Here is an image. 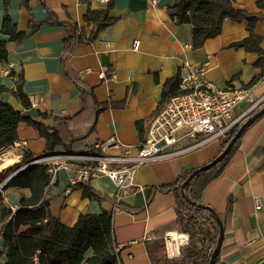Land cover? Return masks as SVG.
<instances>
[{
    "label": "crops",
    "instance_id": "crops-1",
    "mask_svg": "<svg viewBox=\"0 0 264 264\" xmlns=\"http://www.w3.org/2000/svg\"><path fill=\"white\" fill-rule=\"evenodd\" d=\"M175 1L157 0V4H152V0H112L111 15L115 22L103 29L94 42L76 44L69 61L73 77L94 86V97L99 103L119 104L100 112L94 130L86 138L88 143L116 136L121 143L110 152L121 154L124 145L143 141L162 99L165 82L177 74L184 77L191 69H202L205 79L218 87L244 86L252 88L255 97L264 96V76L256 78L262 71L257 65L262 55L232 46L249 36L248 21L225 19L220 35L194 48L192 25L179 24L168 14ZM258 2L237 0L236 6L249 14H264ZM28 3L29 8L24 6V0H10L6 7L0 0V28L4 16L9 14L18 29L28 33L22 43L9 42L6 47L9 61L16 64L15 71L24 74V92L32 107L25 111L8 94L0 98L47 125H52L56 117H74L85 109L81 116L84 130H80L86 133L99 107L92 96L86 99L81 96L77 83L64 69L62 56L67 29L63 25L42 24L32 30L29 21L45 20L53 13L60 21L71 18L90 33L91 28L84 21L88 7L106 8L108 4L101 5L97 0H28ZM255 33L262 37L264 50V18L256 23ZM8 38L0 32V44ZM137 39L140 46L136 50ZM0 82L8 88L13 86L12 79L6 76L0 75ZM247 106V102H242L235 115ZM18 132V140L28 142L27 152L34 155L44 152L46 141L33 127L21 123ZM63 149L57 147V151ZM220 153L218 140L181 156L145 164L134 178L141 188L123 192L119 198L110 177L93 178L92 188L106 197L101 202L84 198L83 189L70 187L74 172L61 170L48 189L47 198L52 214L67 226H73L82 213L112 212L121 264H204V260L183 259L181 250L190 243V235L179 231V215L184 210L178 205L176 193L164 188L175 183L184 172L204 166ZM22 155L20 150H7L0 160V169L19 162ZM213 188L216 190L211 194ZM29 193L26 189L5 188L3 201L12 209L18 208L23 195ZM229 194L233 195V218L217 264H264V115L246 130L239 148L221 177L209 185L203 201L224 209ZM258 199L263 203L259 209ZM173 232L179 238L171 243ZM162 242L165 248L159 249ZM6 261L7 253L0 240V263Z\"/></svg>",
    "mask_w": 264,
    "mask_h": 264
},
{
    "label": "trees",
    "instance_id": "trees-1",
    "mask_svg": "<svg viewBox=\"0 0 264 264\" xmlns=\"http://www.w3.org/2000/svg\"><path fill=\"white\" fill-rule=\"evenodd\" d=\"M3 1L6 7L10 5V0ZM236 1L176 0L174 5L169 7L168 14L179 24L192 25L194 48H200L208 39L220 35L225 19L229 18L238 22L247 20L249 36L232 46L262 55L263 58L257 63L262 69L256 77L258 79L264 76V50L262 48L263 39L255 33V26L260 19L264 18V14H249L238 8ZM24 6L29 8L28 0H24ZM258 6L264 9V0H259ZM112 7V1L106 8L88 7L84 21L91 28L90 33L85 26L70 20L71 18L67 21H60L53 13H50L45 20L30 19L29 21V27L32 30L38 29L42 24L63 25L67 29L68 35L64 40L62 56L64 69L77 83L81 96L84 99L92 96L99 109L95 111L93 123L87 127L86 133H83L80 128L83 129L81 116L85 114V109L74 117H56L52 125H47L26 112L16 109L4 98H0V152L18 139L21 123L33 127L46 141L43 153L34 155L25 150L19 162L0 169V184L19 170L7 183L6 188L26 189L30 192L27 196L23 195L21 205L15 212L4 203L3 195L0 193V240L3 241L4 250L7 253V261L0 264H121L115 242L112 212L104 210L100 213H82L73 226H67L52 214L50 199L47 198L51 180L48 164L37 163L23 168L38 158L58 152L57 147L59 146L74 153L98 152L94 144L88 143L86 138L94 130L95 121L100 112L109 107L119 106V104L99 103L94 97V86L73 77L69 61L76 44L94 42L103 29L115 22L116 19L111 15ZM0 32L9 37L0 44V65L7 67L8 65L4 66L10 62L7 44L9 42L22 43L28 33L19 30L9 14L4 16ZM11 75L18 76V79L12 80L11 88L0 82V96L11 95L26 111L32 107V101L24 92V74L16 72L14 67ZM182 78L181 74H177L165 82L162 99L156 113L172 97L185 93L180 87ZM263 106L264 103L261 107ZM251 115L241 120L226 138L220 140L221 152ZM138 125L142 132L141 124L138 123ZM241 139L242 137L238 139L230 153L220 163L194 176L184 190L182 189L184 182L195 169L184 172L175 183L164 188L176 193L178 205L184 210L179 215V231L190 235V243L181 250L183 259L192 262L204 260V264L209 263L220 230L214 213L208 208L199 207L198 204H205L204 193L214 180L221 177L229 160L239 148ZM70 187L83 189L84 198L99 202L106 199L103 194L92 188L90 182ZM226 201L224 209L211 206L222 220L225 232L230 228L233 218V195L229 194ZM206 240L211 245L209 250L205 245ZM158 248L164 249L165 244L163 242L161 245L158 244ZM219 258L220 254L216 259V264Z\"/></svg>",
    "mask_w": 264,
    "mask_h": 264
},
{
    "label": "built area",
    "instance_id": "built-area-1",
    "mask_svg": "<svg viewBox=\"0 0 264 264\" xmlns=\"http://www.w3.org/2000/svg\"><path fill=\"white\" fill-rule=\"evenodd\" d=\"M97 1L101 5H107L112 0ZM152 4H157V0H152ZM139 46L140 40L137 39L134 49L137 50ZM15 65L14 61H10L7 67L0 65V75L17 80L18 76L11 75ZM101 77L105 78V73ZM180 87L185 93L172 97L152 117L147 137L138 144L124 145L123 153L110 152L112 147L121 143L116 136H112L94 144L98 149L97 153H74L63 149L38 158L23 168L37 163L48 164L51 173L49 188L55 184L61 170L74 172L70 186L88 183L93 178L106 175L115 182L116 197L119 198L123 192L130 193L141 188L135 184L134 178L139 168L145 164L181 156L226 138L241 120L255 113L264 103V96L255 97L252 88L231 84L218 87L205 79L202 69H191L182 78ZM242 102L248 103L247 108L235 115ZM27 147L26 140L17 139L1 150L0 160L11 148L24 152ZM262 206L261 199H258L256 207L259 209ZM13 210L15 212L17 208ZM165 239L168 242V238ZM169 255L172 257L174 253Z\"/></svg>",
    "mask_w": 264,
    "mask_h": 264
},
{
    "label": "water",
    "instance_id": "water-1",
    "mask_svg": "<svg viewBox=\"0 0 264 264\" xmlns=\"http://www.w3.org/2000/svg\"><path fill=\"white\" fill-rule=\"evenodd\" d=\"M264 115V106L261 107L260 109H258L255 113H253L242 125L241 127L238 129V131L236 132V134L233 136V138L231 139V141L228 143V145L226 146V148L216 157L214 158L212 161H210L208 164L200 167V168H196L194 170V172L190 175V177L184 182L182 189H185V186L189 183V181L196 175H199L201 172L203 171H207L210 168H212L213 166L217 165L218 163H220L232 150L233 146L235 145V143L238 141L239 138H241L244 133L246 132V130L253 125L259 118H261ZM14 176V173L11 174L2 184H0V187H5L7 185V183L12 179V177ZM199 207L201 208H208L210 209L218 222L219 225V237L216 243V246L213 250V253L211 255V258L209 260L208 264H216V259L218 257V255L220 254L222 245H223V241H224V235H225V230H224V225L222 220L220 219V217L218 216V214L216 213V211L210 206V205H206V204H198Z\"/></svg>",
    "mask_w": 264,
    "mask_h": 264
},
{
    "label": "bare ground",
    "instance_id": "bare-ground-1",
    "mask_svg": "<svg viewBox=\"0 0 264 264\" xmlns=\"http://www.w3.org/2000/svg\"><path fill=\"white\" fill-rule=\"evenodd\" d=\"M3 188H4L3 186L0 187V192L2 191ZM180 234H181V233H180ZM170 235L172 236V238H171V243H173V241H174L176 238H179V236H178V234H177L176 232H173V233H171Z\"/></svg>",
    "mask_w": 264,
    "mask_h": 264
},
{
    "label": "rangeland",
    "instance_id": "rangeland-1",
    "mask_svg": "<svg viewBox=\"0 0 264 264\" xmlns=\"http://www.w3.org/2000/svg\"><path fill=\"white\" fill-rule=\"evenodd\" d=\"M211 161H212V160H211ZM208 163H209V162H208ZM208 163H207V164H208ZM205 165H206V164H205ZM5 188H6V187H4V188L2 189V191L0 192L1 194L3 193V191H4ZM215 190H216V188H213L212 191H211V194L214 193ZM205 245H206L208 248H211V245L209 244L208 240H206Z\"/></svg>",
    "mask_w": 264,
    "mask_h": 264
}]
</instances>
